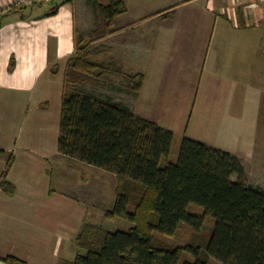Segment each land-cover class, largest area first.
Wrapping results in <instances>:
<instances>
[{
    "label": "crops",
    "instance_id": "1",
    "mask_svg": "<svg viewBox=\"0 0 264 264\" xmlns=\"http://www.w3.org/2000/svg\"><path fill=\"white\" fill-rule=\"evenodd\" d=\"M84 1L92 8L94 0H58L56 13L43 17V6L54 0H0V257L69 264L78 254L76 238L87 223L86 209L78 189L65 180L68 174L55 179L58 189L51 175L54 164L62 171L69 159L58 152L61 105L66 62L84 24ZM134 1L132 9L125 0L128 10L116 18L117 32L103 39L104 57L92 60H114L125 74L140 73L145 80L136 66L141 59L159 58V37L168 26L161 19L173 14L177 25L183 18L196 36L183 69L196 97L208 102L201 114L216 140L185 137L239 158L249 183L264 190V0H169L151 13L142 0L141 7ZM11 59L15 65L10 71ZM194 75L199 77L196 87ZM115 79L122 78H111L112 89L128 95L124 80L118 87ZM114 101L133 113L128 100ZM0 264L7 263L0 259Z\"/></svg>",
    "mask_w": 264,
    "mask_h": 264
},
{
    "label": "trees",
    "instance_id": "2",
    "mask_svg": "<svg viewBox=\"0 0 264 264\" xmlns=\"http://www.w3.org/2000/svg\"><path fill=\"white\" fill-rule=\"evenodd\" d=\"M60 5L43 17L54 15ZM91 7L97 26L85 44L84 35L76 36V51L66 62L58 152L114 175L115 200L105 216L133 225L127 231H109L84 223L76 245L85 253L69 264H209L210 258L220 264H264V190L249 183L239 158L184 137L177 162L162 165L173 142L170 130L132 113L122 102L80 88L122 78L123 91L136 97L144 81L140 73L125 74L114 60H92L100 52L90 48L92 36L100 39L115 32L116 18L128 10L125 0H108L106 5L94 0ZM14 65L11 59L10 71ZM1 186L8 183L3 180ZM12 187L6 188L9 194ZM189 204L202 207L204 214H188ZM206 217L214 223L202 237L198 233ZM182 222L194 230L193 243L173 246L154 236L173 235ZM186 255L194 261L184 260ZM0 259L27 264L14 256Z\"/></svg>",
    "mask_w": 264,
    "mask_h": 264
},
{
    "label": "rangeland",
    "instance_id": "3",
    "mask_svg": "<svg viewBox=\"0 0 264 264\" xmlns=\"http://www.w3.org/2000/svg\"><path fill=\"white\" fill-rule=\"evenodd\" d=\"M98 1L104 5L108 4V0ZM142 1L148 13L156 11V9H162L170 4L169 0H161L159 3L154 2V0ZM142 1L139 0L136 3L137 6H140ZM56 2L58 0H54L53 4L49 2L44 5L43 11L46 13ZM129 6L132 9L136 8L135 1L129 0ZM83 7L85 11L81 20L84 24L78 33L85 36L83 40V44H85L90 40V37H87V35L91 34L93 29L96 28L97 22L93 9L85 1L83 2ZM185 10L181 11V15L178 18L184 15ZM173 17V14H169L168 18L161 19L162 24L166 23L168 26L166 28L167 30L163 32L162 37L161 35L160 37L158 36L160 39L158 44H160L161 48L158 55L159 58H155L154 62H150L149 59L146 61L141 59L140 63H137L135 71L142 72L145 75V82L139 97H130L129 95L118 92V90L112 89L110 81L97 88L88 85L80 87L103 99L111 98L115 100L121 98V101L128 100L134 114L155 121L158 125L171 130L174 136L173 142L168 157L162 160V165L166 162H177L181 140L187 135L209 142L216 140L213 132L208 130L211 126L209 125L207 128L205 125L206 117L201 114V108H207L203 104H208V102L203 101L202 103L200 95L196 97V92L188 84L185 69H183L184 65L186 67L187 59L190 60L188 56L190 52L188 51L192 43L196 40V36L188 32L183 18L179 19L176 25V20L174 21ZM115 28L117 29L116 25ZM140 37L142 41L143 37L141 35ZM92 38L93 41L89 42L90 48H97L99 51L105 48V41L103 40L105 37L94 39V36H92ZM100 52L102 54L93 56V60H99L104 57V53L102 51ZM192 79L193 87L199 85V77L197 75H194ZM115 80L118 82L116 85L119 84L118 87L123 82L122 79ZM67 160L65 161L67 165L62 167V171L53 163L56 173L54 172V176L51 175V177L55 180L59 175L68 174L69 177L71 175L75 178H70L69 180L66 179L69 177L64 176L65 180L71 183V189H73L72 186L78 189L77 197L86 209V211L84 210L87 214L86 221L101 225L109 231L129 230L133 225L129 220L124 218L109 219L105 216L106 211L112 207L115 200V180H111L108 173L92 166L71 159ZM94 171L97 172L95 175ZM99 172L106 175V178H99ZM55 181V187L58 189V185L60 184L58 180ZM101 181L104 182L102 183ZM66 185L69 186V184ZM186 211L188 214L195 216L204 214L203 208L195 204H189ZM213 223L211 218L206 217L198 234L202 237L206 236L213 227ZM193 234L194 230L192 227L182 222L173 235L168 236L155 232L154 236L158 240L173 246H186L194 242ZM78 253L84 254L85 252L78 248ZM184 260L193 262L194 258L191 255H186L184 256ZM209 264L220 263L210 258Z\"/></svg>",
    "mask_w": 264,
    "mask_h": 264
},
{
    "label": "built area",
    "instance_id": "4",
    "mask_svg": "<svg viewBox=\"0 0 264 264\" xmlns=\"http://www.w3.org/2000/svg\"><path fill=\"white\" fill-rule=\"evenodd\" d=\"M29 0H18V2L19 3H26V2H28ZM10 9V6H8L7 8H6V10H4V11H7V10H9Z\"/></svg>",
    "mask_w": 264,
    "mask_h": 264
}]
</instances>
